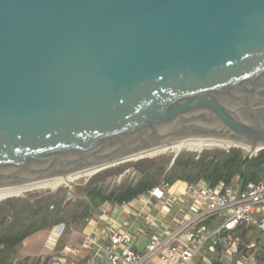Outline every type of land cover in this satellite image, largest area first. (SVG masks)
<instances>
[{"label":"water","instance_id":"1","mask_svg":"<svg viewBox=\"0 0 264 264\" xmlns=\"http://www.w3.org/2000/svg\"><path fill=\"white\" fill-rule=\"evenodd\" d=\"M199 136L264 149V0H0V188Z\"/></svg>","mask_w":264,"mask_h":264},{"label":"built area","instance_id":"2","mask_svg":"<svg viewBox=\"0 0 264 264\" xmlns=\"http://www.w3.org/2000/svg\"><path fill=\"white\" fill-rule=\"evenodd\" d=\"M127 175L138 178L131 167L111 181ZM158 215L170 216L169 222L160 223ZM241 225L264 237V179L244 187L239 176L216 185L163 183L135 200L101 205L81 244L65 247L64 257L54 254L52 264H64L67 257L70 264H82L87 251L85 264H260L259 241L244 249ZM66 230L64 223L53 227L58 237Z\"/></svg>","mask_w":264,"mask_h":264},{"label":"trees","instance_id":"3","mask_svg":"<svg viewBox=\"0 0 264 264\" xmlns=\"http://www.w3.org/2000/svg\"><path fill=\"white\" fill-rule=\"evenodd\" d=\"M196 151L185 150L175 156L159 155L120 163L101 170L72 189L61 185L56 190L0 199V264H52L54 253L19 258L17 249L33 234L62 223L67 226L66 232L81 233L104 203L122 204L135 200L139 194L148 193L163 183L186 181L197 184L204 181L216 185L221 181L231 183L239 176L244 187L249 182L264 179V149L247 161V150L242 146H232L229 150L215 146L204 148L200 153ZM131 167L137 171V179L127 175L113 185L108 181ZM237 233L242 238L244 249L252 240L259 241L258 259L260 264H264V237L252 233L244 225ZM66 242L62 236L56 253Z\"/></svg>","mask_w":264,"mask_h":264},{"label":"bare ground","instance_id":"4","mask_svg":"<svg viewBox=\"0 0 264 264\" xmlns=\"http://www.w3.org/2000/svg\"><path fill=\"white\" fill-rule=\"evenodd\" d=\"M234 143H235L234 141H230V140L216 139V138H209V137H202V136L186 137L176 142H172V143L157 147L153 150L142 151L137 154L130 155L126 157V159L128 160H125V161L137 160V159H140V157L147 156V155L154 156L155 154L161 153L170 148L177 149L178 151L176 153H178L184 148L202 147L207 144H212L214 146H220L223 148H229L233 146ZM246 150L249 151L248 148H246ZM99 169L100 168L86 169V170H82L80 172L70 174L67 176L54 177V178H49V179H45V180H41L37 182L21 184V185H16L12 187L0 188V199L13 196V195H20L23 192L34 190V189L56 186L60 183H65L66 185H70L71 183L74 182L76 178L90 175V174H95ZM55 188H52V189H55Z\"/></svg>","mask_w":264,"mask_h":264},{"label":"crops","instance_id":"5","mask_svg":"<svg viewBox=\"0 0 264 264\" xmlns=\"http://www.w3.org/2000/svg\"><path fill=\"white\" fill-rule=\"evenodd\" d=\"M114 206L111 205L109 208L110 209L111 208H114ZM156 219H158L160 223H164V222L167 223L170 220V216L164 217V216L158 215V216H156ZM132 220L133 219L131 218V221ZM100 227L103 228L102 225ZM42 231L43 232L40 231V232L35 233L32 236L28 237L25 240V242L23 243V244H25L28 240L34 239L35 237L42 235L45 238H44V242L42 243V245L38 248V251L37 252H31V251H29V252H27L25 254H21L20 253V249H19L20 246H19L18 249H17V251H18V257L19 258L26 257V256H30V255H42V254H48V253L49 254H53V253L55 254L56 253L57 246H58V243L60 241V238L62 236H64L66 233H68V232H65L64 235L58 237V236L55 235V233L53 231V228L47 229V231H45V230H42ZM88 231H89V228L85 227V229L83 230V232H81V233L76 232V233H78V236H77L76 241L75 242H72V240H73L72 237L69 238V240H67V242L63 246V248L61 250H59V253H56V255H60L61 257H64L63 256V250L65 249V247H67L69 245H77V244L79 245V244H81V242L83 240V237H84V234L86 232H88ZM48 234H49V236H48ZM27 246H28V244H27ZM84 254H86V257L88 259H86L84 257L83 258V261L84 262L82 264H85L87 262V260H89V257H90V254H89L88 251L85 252ZM64 264H70L68 257L66 258V261L64 262Z\"/></svg>","mask_w":264,"mask_h":264},{"label":"rangeland","instance_id":"6","mask_svg":"<svg viewBox=\"0 0 264 264\" xmlns=\"http://www.w3.org/2000/svg\"><path fill=\"white\" fill-rule=\"evenodd\" d=\"M207 147H215L214 145H212V144H207V145H204V146H202V147H192V148H184V149H182L181 151H185V150H202V149H204V148H207ZM178 150L177 149H168V150H166V151H163V152H161V153H157V154H155L156 156H159V155H176ZM180 151V152H181ZM179 153V152H178ZM144 157H151V156H144ZM143 157V158H144ZM152 157H155V156H152ZM141 159V158H140ZM131 161H137V160H129V161H124V162H122V163H125V162H131ZM91 175L93 176L94 174H90V175H86V176H82V177H79V178H76L75 180H74V183H75V186L77 185V184H80V183H83V182H85L87 179H89L90 177H91ZM90 176V177H89ZM108 181L111 183V185H113V182L111 181V178H109L108 179ZM61 185H66L65 183H60V184H58V185H56V186H52V187H44V188H40V189H34V190H30V191H26V192H23V193H21L20 195H18V196H22V195H26L27 193H30V192H34V191H43V190H49V189H51V190H56L57 188H55V187H57V186H61ZM68 186V185H67ZM74 186V187H75ZM70 189H72V188H74V187H72V186H68ZM52 188H55V189H52ZM59 188V187H58ZM69 193H71V195L73 194V192L72 191H70ZM74 197V196H73ZM72 197V198H73ZM77 236H78V233H76V232H74V231H72V230H70L68 233H66L65 235H64V238H66V240H69V238H71L72 237V242H75L76 241V239H77ZM44 238L45 237H43L42 235H40V236H37V237H35L34 239H31V240H28L25 244H22V245H20V247H19V249H20V253L21 254H25V253H27V252H29V251H31V252H37L38 251V248L42 245V243L44 242ZM27 244H28V246H27Z\"/></svg>","mask_w":264,"mask_h":264}]
</instances>
